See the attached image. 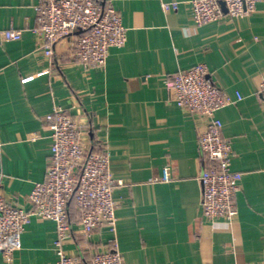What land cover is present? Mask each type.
Instances as JSON below:
<instances>
[{
  "label": "crops",
  "instance_id": "1",
  "mask_svg": "<svg viewBox=\"0 0 264 264\" xmlns=\"http://www.w3.org/2000/svg\"><path fill=\"white\" fill-rule=\"evenodd\" d=\"M39 0H0V195L26 210L46 179L51 129L45 116L60 108L82 124L91 151L108 150L116 181L117 225L83 232L69 204L64 249L91 261L117 244L123 264H264V0L245 18L225 16L198 27L191 0H107L120 12L128 40L109 51L103 68L73 57L77 34L44 53ZM179 2L164 11L162 3ZM21 30L18 41L3 32ZM204 64L209 77L236 101L217 112L233 142L232 170L242 173L233 222L202 215L199 176L204 117L177 105L173 75ZM170 167V181L162 172ZM56 224L34 216L11 264H57ZM0 264H7L0 254Z\"/></svg>",
  "mask_w": 264,
  "mask_h": 264
},
{
  "label": "built area",
  "instance_id": "2",
  "mask_svg": "<svg viewBox=\"0 0 264 264\" xmlns=\"http://www.w3.org/2000/svg\"><path fill=\"white\" fill-rule=\"evenodd\" d=\"M259 0H191L195 24L216 22L225 16L245 18L254 14ZM179 2H164V11L179 8ZM225 5L226 11L222 5ZM38 27L34 29L44 39V53L54 54V46L64 37L77 34L73 57L86 68H103L113 47H125L128 35L116 7L107 0H39L36 5ZM6 41L22 39L21 30L8 29ZM175 101L178 106L207 121L200 134V153L210 164L199 176L202 185V215L214 223L233 222L238 216L236 197L241 189L242 173L232 170L233 142L223 135V123L217 112L236 101L209 77V69L198 64L173 75ZM264 98V78L258 86ZM51 129V159L46 179L35 185L30 201L32 209L14 205L0 195V254L11 264L21 246V237L32 217L55 222L57 236L53 243L57 264H123L117 244L97 251L91 261L70 256L64 242L70 236L69 204L74 201L81 213L83 232L89 236L103 226L113 231L117 225V203L114 199L116 181L111 172L108 150L95 152L85 145L82 124L60 108L45 116ZM170 167L162 172V181H170Z\"/></svg>",
  "mask_w": 264,
  "mask_h": 264
},
{
  "label": "water",
  "instance_id": "3",
  "mask_svg": "<svg viewBox=\"0 0 264 264\" xmlns=\"http://www.w3.org/2000/svg\"><path fill=\"white\" fill-rule=\"evenodd\" d=\"M222 6H223V8H224V9H225V11H226V7H225V5L223 4Z\"/></svg>",
  "mask_w": 264,
  "mask_h": 264
}]
</instances>
